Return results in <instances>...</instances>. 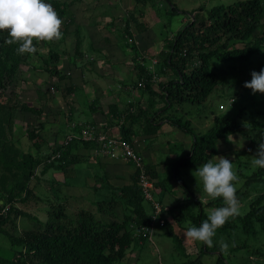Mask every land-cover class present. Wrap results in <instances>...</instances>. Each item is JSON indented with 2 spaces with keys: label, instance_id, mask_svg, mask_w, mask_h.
Returning a JSON list of instances; mask_svg holds the SVG:
<instances>
[{
  "label": "trees",
  "instance_id": "trees-1",
  "mask_svg": "<svg viewBox=\"0 0 264 264\" xmlns=\"http://www.w3.org/2000/svg\"><path fill=\"white\" fill-rule=\"evenodd\" d=\"M75 1L50 0L62 18L60 29L62 36L58 40L44 41L50 49L48 58L44 62L45 67L42 65L41 68L60 80L66 77L71 80V72H63L60 66L63 55L68 53L64 46L66 35L70 31V26L76 24L71 12V5ZM165 1L169 2L170 7L166 12L172 14L180 12L173 0ZM144 2L156 5V0H144ZM191 15H193L192 19L170 39L167 50L162 51L164 58L159 70L153 69L157 63L154 62V59L148 63L147 59L149 58L140 52L134 34L129 30L128 21L126 22L127 28H129L126 30V47L129 44L128 46L134 49L132 57L136 67V76L131 84L135 87L133 89H140V93L146 95V106L142 105L141 100L128 101L126 102L127 108L124 110L120 109L122 102L119 100L111 103L109 110L105 111L99 97L89 100L90 111H99L106 115L108 118L104 121L107 128H111L113 133L116 132L117 136L129 144L134 145L136 137L141 135L147 137L157 133L162 125L160 122L175 125L192 136L190 149L177 160L175 181H180L181 185L187 188L188 197L185 203L194 200L201 208L198 213L184 214L181 212L182 203L164 205L162 196L157 200L155 198L156 188L163 187L164 194L167 191L166 179L160 178L154 164L151 166L145 163L146 171L155 184L154 200L161 204V211L156 218L152 216L153 203L151 200L145 199L139 172L132 161H126L135 167L129 183L120 185L113 183L109 172L102 169L99 158L102 155L98 153L100 143L96 136L88 138L85 134L86 130L90 131L94 127L92 125H95L94 121L89 122L91 125L82 121L75 122L70 132L74 136L69 139L70 133H68L63 143H54L48 147L47 151L45 149L48 145L44 148V145L48 144L47 139L41 135L46 122H41L40 127L34 126L28 132L29 138L33 141L32 146L37 150L36 153L26 152L16 145L14 135L17 109L34 112L38 116L42 115L43 110L28 103L13 102L12 99L3 102L2 98L7 86L19 79L27 53L19 54L17 43H4L3 41L10 37L7 30H0V170L2 166L4 168L3 175L10 173L12 175L10 179L8 177L0 179V181L5 180V183L0 185V232L8 238L11 244L9 251L13 252L11 256H3L0 253V264H119L133 243L139 240L145 242L150 239L149 234H143L144 227H153V233L156 225L165 227L166 224L170 225V229L166 233L174 239L176 249L188 256L184 241L175 231L174 226L177 230L181 227L186 229L189 225L199 226L203 220L207 219L208 213L203 209L201 199L196 198L193 191L180 177L178 178L179 168L202 165L207 160L217 157L219 155V139L231 134H241L246 140L254 143L256 149L260 142H264V125L255 116H252L254 112L251 111L252 107H248V104L240 108L239 111L234 110V114L232 112L227 114L226 117L217 114L215 124L200 135L189 119L184 120L182 116L170 114L174 107L179 108L185 103L204 104L210 97L222 94L227 81L225 64L236 67L238 63L254 60L259 61L257 63L258 70L264 68V0H236L228 4H215L209 9L205 5H201L191 11ZM133 16L134 14L131 15V17ZM76 25L74 31L77 36L75 45L77 55L73 56L72 63L79 68L81 67L79 58L83 55V36L80 34L79 25ZM140 25V28L145 26L142 22ZM253 38L254 41L251 43ZM68 56L71 58L72 55L68 54ZM67 61H71V59ZM167 69L174 72L176 77L161 82L157 74L164 73ZM69 83L65 89L68 97L81 89L74 82ZM231 95L237 97L243 95V92ZM70 101L72 100H67V103ZM71 105L75 106L74 102ZM71 105L69 109H66L67 120L75 116L74 107ZM248 108L249 111H247ZM247 113L246 119L250 123L239 120ZM91 149L95 150L94 159L98 161V164L89 165L90 169L95 171L94 175L97 180L103 179L97 186H94L96 190L101 188L99 191L102 192V196H97L95 201L101 210L113 208L121 216L118 215L110 221H98L91 212L83 210L79 216L81 222L77 225L75 222L73 224L67 220L63 203L54 201L48 210L49 216L46 220L43 221L32 216L35 220L34 228H27L19 235L17 219L19 216H30V213L16 207V203L28 201L32 197L30 180L34 177L37 178L43 172L44 175L50 174L51 187L59 185L61 181L57 180L51 172L60 171L64 174L66 182L71 178L72 173L76 172V166H87L90 157L82 150ZM251 161H247L245 165L247 171L240 172L239 175L242 176L238 179L245 183L246 188L250 189L257 183H264V168L253 166ZM172 179L173 175L169 176V181ZM52 189L54 188L52 187ZM23 192L25 195H22ZM106 192L111 195L109 199L107 196L104 198ZM58 193L60 194V189L54 191L55 196ZM245 194L246 192L239 199L246 200L247 203ZM177 199L179 198L177 197ZM218 199L220 198L209 200L205 205L222 206L224 202H219ZM7 204L10 206L7 207ZM147 204L151 210L148 209ZM247 205L248 210L244 213L238 212L235 216L230 217L224 225L216 230L213 239H221L223 236L232 238L236 228L239 227L247 236L248 242L252 240L250 239L252 236L258 234L259 227L264 229V191L251 196ZM176 208L178 211L175 210ZM164 211L168 213V216L160 215ZM161 219L165 220L163 226L160 225ZM186 221L188 225L185 224ZM247 242L244 241L241 244L237 242L231 248L233 253L239 254L240 251L248 248L259 255L258 258L264 256L262 248L257 250V247H251ZM18 250L23 258L17 257ZM207 253L217 254L218 262H221L219 264H230L225 260L227 259L225 257L226 250H222L218 242L211 247L202 242L200 253L196 258H190L177 264H203V256ZM252 261L255 262V259Z\"/></svg>",
  "mask_w": 264,
  "mask_h": 264
},
{
  "label": "rangeland",
  "instance_id": "rangeland-1",
  "mask_svg": "<svg viewBox=\"0 0 264 264\" xmlns=\"http://www.w3.org/2000/svg\"><path fill=\"white\" fill-rule=\"evenodd\" d=\"M233 1L236 0H173L180 12L172 14L166 12L170 7L169 2L165 0H156V5H152L150 2L146 3L144 0H138V3L135 0H130V2L125 0H76L71 5V12L74 22L79 25L80 34L83 36V55L80 54L79 58L81 67L78 68L72 63L73 56L77 55L75 52L77 36L76 31H74L76 24L70 26V31L66 35L64 46L68 53L63 55L62 60L64 62L62 61L60 66L63 72H71V80L67 77L60 80L41 68L42 65L45 67L44 62L48 58L50 47L44 41L34 40L33 44L36 53L32 52L30 55L26 52L27 56L20 70L19 79L9 84L4 91L3 102L12 99L13 102L28 103L43 110L42 115L38 116L34 112L17 109L14 135L16 145L26 152L36 153L37 150L32 146L33 141L29 138L28 132L34 126L40 127L41 122H46L45 129L41 131V135L48 142V144L44 145V148L48 145L45 151L54 143H63L65 136L71 132V127L77 122L78 117L82 120L86 116H91L89 100H94L98 97L105 111L109 110L111 103L118 100L122 102L124 110L127 108L125 103L128 100H141L143 102L142 105L146 106V95L140 93V89H133L135 87L131 84L134 76H136V67L134 60L130 57L132 54L134 56V49L128 46L129 44L126 47V30L129 29L127 28V21L130 27L129 30L134 34L140 52L149 58H146L148 63H151V60L154 59V62L157 63L153 66V69L159 70L164 58L162 51L167 50V44L170 39L192 19L191 11L201 5H205L209 9L215 4H228ZM133 14L134 16L131 17ZM140 22L145 24L143 28H140ZM253 41L254 38L251 43ZM68 54L72 55L71 58H69ZM68 59H71V61H67ZM257 63L259 61L251 60L250 62L238 63L236 67L225 64L227 81L223 87L224 91L222 94L210 97L204 104L185 103L181 107L178 106L179 108L174 107L170 114L182 116L184 120L189 119L200 135L215 124V116L217 114L226 117L227 114L231 112L234 114V110L239 111L240 108L248 104V107H252L251 111L254 112L252 116H255L264 125V93H253L250 88L245 87L244 83L251 80V72L253 70L259 71ZM118 71H121V74H118ZM157 75L161 82H166L176 77L175 73L170 69H167L164 73L159 72ZM69 82H74L81 87L76 92V95L73 96L74 99L71 95L68 97L65 93L67 85L70 84ZM238 92H243V95L237 97L231 95ZM67 100H72L76 109L81 107L84 112L75 113L76 115L73 118L67 120L66 109H69V106L73 104L72 101L67 103ZM71 106L74 107L73 105ZM249 110L248 108L247 111ZM82 113L84 115H81ZM103 116L106 115L103 114L102 118ZM246 117H248V113L245 117L241 116L239 120L250 123ZM157 134V139L155 138L156 140L149 146L145 148V145L140 144L138 148L141 153L144 152V149L150 152L154 151L152 156L148 155V157L140 154L145 163L156 166L161 179H166L167 184L165 187L167 191L163 194V187L156 188L155 198L158 200L162 196L164 205L167 203L170 205L182 203L181 212L184 214L188 212L198 213L201 206L194 200L185 203L188 197L187 188H184L180 181H175L177 160L190 149L192 136L183 129L167 122L162 123ZM229 137L232 140H229L228 137L219 139V155L232 159L234 170L239 179L242 176L239 175L240 172L247 171L245 165L247 161L253 159L257 149L254 143L246 140L241 134H231ZM219 155L215 158L218 159ZM198 166L201 165L181 166L178 171V178L180 177L186 186L193 191L196 198L205 201L202 207L208 213L220 206L217 204L205 205L207 201L216 200L217 198L209 197L202 190L199 192L197 178L193 174ZM102 169L105 168L103 167ZM2 170L4 171V168L1 166L0 179L5 177L10 179L11 173L3 175L4 172ZM107 172H109L112 182L116 183L112 172ZM51 174H54L55 178L61 181L59 185H53L54 189H52L50 174L44 175L42 172L40 176L34 177L29 182V186L33 191L32 197L28 201L16 203V207L30 213V216L18 217L17 233L19 235L27 228H34L35 220H33V217H38L43 221L46 220L49 216L48 210L54 201L63 203L67 220L73 224L75 222L77 225L81 222L79 216L83 210L91 212L98 221H110L119 215L117 210L115 211L113 208L101 210L96 203L95 199L97 196H102V192L99 191L101 188L96 190L94 186H97L103 179L101 181L97 180L94 175L95 171H91L90 168L87 169L86 165L76 166V172L72 173L71 178L66 180V182L62 172H51ZM171 175H173V179L169 181V176ZM238 179L237 182L235 181L236 196L239 203L238 212L244 213L249 208L247 204L250 197L264 191V183H257L252 187L253 189H250L246 188L245 183ZM2 183H5V180H1L0 185ZM199 187L202 189V182H200ZM59 189L60 194L58 193L55 196L54 191ZM244 192H246L247 203L246 200L239 199L242 198L241 196L244 195ZM22 195H25V192ZM106 196L109 199L111 195L106 192L104 198ZM218 201L224 202L222 198L218 199ZM120 202L123 201L120 200ZM9 206L7 204V207ZM148 209L151 210V207H148ZM177 209L175 210L178 211ZM167 214L164 211L160 215L166 216ZM185 224L188 225V222L186 221ZM169 229V224H166L165 227L156 225L152 238L147 239L145 242L139 240L133 243L119 264H177L190 258H196L200 253L202 242L194 241L190 238L186 239L184 237L186 229L181 227L177 230L174 226L175 231L178 232L184 241L186 254L188 255L186 256L176 249L174 239L167 235L166 232ZM236 229L232 235L233 240L227 236H223L221 239H213V244L227 242L228 247L225 249V257L227 259L225 260L230 264H264V256L258 258L259 255H256L252 249L246 248L240 251L239 254L233 253L231 248L237 242H240V244L244 241L247 242V236L242 229L239 227ZM250 239L252 240L247 243L251 247H257V250L262 248V252H264V229L259 227L258 234ZM9 250H11V244L5 234L0 232V253L3 256H11L13 252ZM16 255H18L17 257L20 256L19 250ZM20 257L23 258V255ZM254 259L255 262L252 261ZM219 263L221 262H218L217 254L207 253L203 256V264Z\"/></svg>",
  "mask_w": 264,
  "mask_h": 264
},
{
  "label": "clouds",
  "instance_id": "clouds-1",
  "mask_svg": "<svg viewBox=\"0 0 264 264\" xmlns=\"http://www.w3.org/2000/svg\"><path fill=\"white\" fill-rule=\"evenodd\" d=\"M62 18L50 0H0V30H7L10 39L4 43H17V52H35L33 41H51L60 39ZM251 80L245 81V87L253 93H264V68L251 72ZM229 140H232L228 136ZM252 165L264 168V142L258 144ZM199 192L202 190L211 198H222L224 203L208 212L207 219L199 226L189 225L185 232L186 239L203 242L211 247L216 230L232 216L238 214L239 203L236 196L238 177L232 159L219 155V158L207 160L194 171ZM202 182V189L199 184ZM205 201L201 200V203ZM221 249H227V242H220Z\"/></svg>",
  "mask_w": 264,
  "mask_h": 264
},
{
  "label": "built area",
  "instance_id": "built-area-1",
  "mask_svg": "<svg viewBox=\"0 0 264 264\" xmlns=\"http://www.w3.org/2000/svg\"><path fill=\"white\" fill-rule=\"evenodd\" d=\"M111 128H107L106 122L100 121L94 125L89 131L86 130L85 134L88 138H93L96 136L100 143V148L98 149L99 155L109 157L114 160H125L132 161L135 165L136 169L139 172V178L141 187L143 189V195L145 199L148 201H152L153 203V218H156L159 212L161 211V204L158 201L154 200L153 191L155 190L154 180L151 179L150 175L147 173L145 168V162L142 158V155L137 151L136 147L132 144H129L122 140L120 136H117L110 130ZM74 134H69V139L72 138ZM165 224V220H160V225L163 226ZM152 228L146 226L143 228V234H149V237L152 238Z\"/></svg>",
  "mask_w": 264,
  "mask_h": 264
},
{
  "label": "crops",
  "instance_id": "crops-1",
  "mask_svg": "<svg viewBox=\"0 0 264 264\" xmlns=\"http://www.w3.org/2000/svg\"><path fill=\"white\" fill-rule=\"evenodd\" d=\"M125 1L130 2V0H125ZM135 1L138 3L137 0H135ZM114 4L116 5V3H114ZM130 57H131V59H133L132 56H130ZM118 74H121V71H118ZM75 95H76V93L75 94H72L71 97L74 99L73 96H75ZM141 103L143 104L142 101H141ZM74 107H75V108H73L74 111H75L74 114L75 113L76 114H79V112H84V111L81 110V107L79 109H76V106H74ZM122 107H123V105L121 103L120 104V109H123ZM90 113H91V116H86V118H84L82 120L80 119V117H78L77 122L78 121L79 122L82 121L84 123H87V124L91 125V123H89V122L94 121L95 122V125H96V123H98L100 121H103L106 118H108L107 116H103V118H102V115L103 114H100V113L98 114V111L97 112H92L91 111ZM81 115H84V113H82ZM92 125L94 126V124H92ZM114 133L116 134V132H114ZM157 133L152 134V135H149L147 137L146 136L144 137L143 135H141L140 137H136V139L133 142L134 143V146L137 148V150H138L140 144H143V146L145 145L144 147L146 148L153 141H155L157 139V137H158V134ZM145 150L146 149H144V152H142V153H141L140 150H138V151L141 154H143L144 157H148V155L149 156H152V154L154 153V151L153 152H150V151H147V150L145 151ZM82 151H83V153H86L87 156L90 157V161L88 162V164L86 166L87 169L90 168L89 165H96V164H98V161H95V159H94L95 158V156H94L95 155V150L94 149L93 150L92 149L91 150H82ZM99 158H100V161H101V163H100L101 166L104 167L106 169V171L112 172V176L114 178V181L116 182L115 184H119L120 185V184L129 183L131 181L133 172L135 171V167L131 163L126 162V161H122V160H114V159H111L109 157H101V156H99ZM153 158H154V156H153ZM148 165H151L152 166L153 164H149L148 163ZM157 188L159 189L160 187H157Z\"/></svg>",
  "mask_w": 264,
  "mask_h": 264
}]
</instances>
